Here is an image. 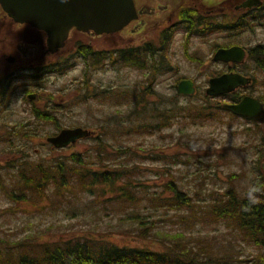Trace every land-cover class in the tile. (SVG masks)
<instances>
[{
	"label": "trees",
	"instance_id": "1",
	"mask_svg": "<svg viewBox=\"0 0 264 264\" xmlns=\"http://www.w3.org/2000/svg\"><path fill=\"white\" fill-rule=\"evenodd\" d=\"M261 1V7L249 11L251 15L228 8L227 12L224 11L220 16V19L225 16L223 22L207 20L202 16L205 13L201 9L189 4L185 10L188 17V33L185 39L203 36L209 32H233L237 28H247L248 20L244 19L254 21L263 17L264 0ZM91 35L93 34L74 31L66 42L65 53H68L54 61L50 60L57 55L51 56L46 48L43 53L28 52L26 74L22 75L18 71L15 78L0 80V110L8 106L12 95V91L9 94L8 90L15 79L37 81L48 73L62 71L69 61L77 58L82 60L84 67L89 68V78L93 71L98 70V66L102 67L109 60L113 62L108 66L115 70L132 68L148 71L155 76L157 71L166 69L163 65V55L157 57L160 67L156 63V67L148 65L150 56H147L146 48L153 47L151 43L124 46L110 55L105 49L93 47ZM168 41V38H162L161 45L164 46ZM15 46L10 47V53L13 55ZM244 49L247 54L244 62L233 65L232 68L235 72L252 77V84L248 87L252 88L255 84L254 69H264V44ZM84 77L87 79L86 75ZM98 91L101 95L91 90L90 99L110 105L117 112L108 116L104 124L100 125L101 133L91 136L95 142L92 146L95 159L89 160L82 152H78L75 146L69 156L60 155L53 163L44 161L27 166L23 162L16 170V167L9 163L10 160H7L3 168H15L17 178H11L9 186L0 179V191L15 207L24 203L26 208L42 211L57 209L61 205L72 206L74 200L83 201V206H88L87 211H92L93 208L84 201L85 198L90 199V204L98 202L99 212H105L107 216H111V212L115 210L119 211L118 225L127 227L124 235L150 240L158 247L154 249L134 244L121 247L108 243L100 235L88 231H81L78 237H74L70 231L58 232L48 227L46 232L40 235L12 241H5L11 239L0 236V264H264V170L261 165V160H264V122L257 124L244 119L250 126L239 127L233 133L242 134L250 144L257 143L260 146L261 149L257 148L256 151L257 162L250 167L244 162L241 164L243 169L240 168L239 172L226 176L229 185L224 191L213 193L206 200H200L199 194L184 190L183 184L178 183L170 172H165L167 179H161L159 189L156 188L157 184L152 188L148 187L147 180L138 176L145 171H152L149 170L151 165L145 164L154 162L156 158L171 162L173 166L183 165L181 153L166 158L154 156L148 149H139L140 147H135L137 144L127 145L120 138L160 133L170 128V123L176 119L189 124L208 122L218 115H227L231 120H238L237 116L221 108L223 100L202 94L199 106H195L191 100L183 102V105L176 103L175 99L167 103L162 100L163 96L157 95L149 85L134 88L107 87L99 88ZM238 91L240 94V90ZM174 95L177 98L180 96L177 92H174ZM247 95L257 99L264 107V95ZM150 96L155 99H149ZM228 97L229 102H237L243 95L234 92L226 95V98ZM120 108L124 111L120 112ZM53 110H43L36 116H50L53 119ZM218 121L222 123V120ZM61 129L59 128V131ZM25 136L30 138L29 135ZM47 147L58 151L51 145ZM69 147L72 148L71 145ZM140 166L142 168H139ZM170 177L171 179H168ZM242 181H245L246 186H237V183ZM252 185L261 190L258 193L259 203L252 207L251 211H242L247 203V190ZM62 209L67 212L65 208ZM154 212H157L155 217L152 216ZM164 222L171 225L166 227ZM198 224L222 226L228 231L230 239L220 241L216 237L211 238L209 234H194ZM52 229L54 232L49 231ZM237 244H244L257 252L242 258L240 252L234 251L233 245Z\"/></svg>",
	"mask_w": 264,
	"mask_h": 264
},
{
	"label": "rangeland",
	"instance_id": "2",
	"mask_svg": "<svg viewBox=\"0 0 264 264\" xmlns=\"http://www.w3.org/2000/svg\"><path fill=\"white\" fill-rule=\"evenodd\" d=\"M205 1H212L216 5L223 0ZM231 1L240 3L241 0ZM134 2L142 13V17L115 34L91 35V42L95 49H105L107 53L113 55L116 50L124 46L142 44L145 42L144 39L152 38L150 33L154 32L153 25L165 21L166 14L178 9L180 4L178 0H134ZM188 3L205 2L204 0L183 1L184 5ZM224 11L227 12V10ZM249 14L251 15V12ZM223 18L215 19V21L223 22L225 16ZM244 20H248L247 28H237L233 32H209L203 36H193L189 40L183 36V50L181 33H176L169 42L168 54L164 55L172 69L161 70L162 75L158 71L153 76L148 71L125 67L118 70L111 69L108 65H111L113 61L109 60L102 67L98 66V70L93 71L89 78L87 76L89 68L84 67L82 60L77 58L69 61L68 66L62 71L48 73L44 77L38 78L37 81L15 79L11 84V89L8 90L9 94L12 91L8 106L6 109L0 110V179L6 186H9L11 185L10 179L17 178L16 170L21 163L24 162L27 166L44 161L53 163L57 158H60V155L69 156L75 146L78 152H82L89 160H94L95 151L92 146L95 142L91 137L79 139L71 145L72 148L68 146L61 150L58 149V151L50 150L45 141L47 137L57 133L59 128L80 127L93 131L91 136L101 133L100 125L104 124L106 118L117 110L110 105L100 104L90 99L91 90L95 94H100L99 88H134L149 85L157 95L163 96V101L169 103L171 99H175L176 103L183 105V102L185 103L187 100H184L183 96L177 98L174 95L175 85L181 79H187L192 80L197 86V96L191 101L195 106H199L198 103L202 100V94H205L204 88L207 87L208 79L219 72H226L225 65L214 63L211 60L217 49L229 46L247 49L264 44V12L263 17H259V19ZM24 34L26 36H22L20 41L25 42L29 53L44 52L46 47L44 41L40 42V39L30 33L29 29ZM16 44L17 39L11 38L7 42V48L14 47ZM19 45L20 42L17 46ZM185 48H187L186 51ZM66 50L65 45L57 54L51 55L57 56L52 57L50 61L63 58L68 53H65ZM156 63L159 64V60ZM248 64L252 66L251 63ZM229 70L232 71L233 68L230 67ZM253 74L255 84L252 88H248L252 84V77L244 75L251 79V83L244 90H240L241 95L249 93L264 95V69H254ZM85 75L87 79L84 77ZM236 93L240 95L239 91ZM29 96L32 99H29ZM149 99L154 100L155 98L150 96ZM219 99L223 100L222 103L230 101V98H226V96ZM74 101L75 103H73ZM52 108L54 109L53 119L50 116H40L39 118L36 116L37 113ZM119 111H124V109L120 108ZM178 120L172 121L170 128H166L160 133L120 138L127 145L137 144L135 147H140L139 149H148L147 151H150L154 156L166 158L181 153L183 165L173 166L171 162L168 163L157 158L154 159V162L145 164L151 165L149 170L152 171H145L138 176L142 180H147L148 187L152 188L154 184H157L156 188L159 189L161 179H167L165 172H170L178 183L183 184L184 190L199 194L198 199L206 200L211 194L222 192L224 188H227L229 182L226 176L232 172H239L240 168L243 169L241 164L245 162L250 167L257 162L256 151L257 148L261 149L260 146L257 143L250 144V141L242 134H233L239 127L250 126L249 122L243 118L231 120L227 115H218L208 122H190L191 125L183 120L181 122ZM218 120H222V123ZM184 125H188V127ZM25 135H29L30 138ZM7 160H10L9 163L14 165L16 170L12 166L7 170L3 168L6 166L5 161L8 162ZM261 165L264 170V160H261ZM237 184L239 187L246 186L245 181ZM84 201L93 208L92 211H87L88 206H83V201L76 200L73 201L72 206L61 205L57 209L50 208L42 211L35 210L36 208H26L24 203L15 207L5 199L3 192L0 191V236L11 239L5 241H12L13 239L40 235L46 232L48 227H52L58 232L70 231L74 237H78L81 231H88L94 235H100L108 243H114L121 247L132 246V244L154 249L158 247L150 240H140L124 235L127 227L118 225L119 211L115 210V212H111V216H107L105 212H99L98 202L90 204L91 200L86 198ZM62 208H65L67 212ZM156 214L157 212H154L152 216L155 217ZM163 225L169 227L171 224L164 222ZM53 229L49 231L54 232ZM186 231L190 232L189 229ZM193 232L194 234H209L211 238L216 237L220 241L230 239L228 231L215 224H198ZM233 246L234 251L240 252L242 258L257 252L244 244Z\"/></svg>",
	"mask_w": 264,
	"mask_h": 264
},
{
	"label": "water",
	"instance_id": "3",
	"mask_svg": "<svg viewBox=\"0 0 264 264\" xmlns=\"http://www.w3.org/2000/svg\"><path fill=\"white\" fill-rule=\"evenodd\" d=\"M0 6L14 22L43 32L50 54L63 48L73 29L97 36L115 34L137 19L133 0H67V3H61L60 0H0ZM245 56L243 48L232 46L217 49L212 61L241 64ZM250 83L248 77L225 73L209 79L205 93L210 97L223 96L245 88ZM176 89L181 95H192L195 91L190 80L180 81ZM222 109L257 124L264 122V107L251 96H244L237 103L223 104ZM89 134L82 128L62 129L56 135L47 137L46 142L61 149Z\"/></svg>",
	"mask_w": 264,
	"mask_h": 264
},
{
	"label": "flooded vegetation",
	"instance_id": "4",
	"mask_svg": "<svg viewBox=\"0 0 264 264\" xmlns=\"http://www.w3.org/2000/svg\"><path fill=\"white\" fill-rule=\"evenodd\" d=\"M183 1L186 2V0H178V2H180L178 9H175L174 11H170L169 13H167L164 18L165 21H163L162 23L153 25L152 28H154V32L150 33L152 36L151 39L149 40L144 39L145 42L137 45V46H142L144 43H147V42L153 45V47L146 48L148 51L147 56H150V58L148 59L149 66L153 65L156 67L158 65L156 62L157 60H159L157 59V57L159 55L164 56L168 54L169 49H170L169 42L175 36L176 33H181V42H182V50H183V36L186 37V34L188 33V29H187L188 17H187V14L185 13L186 12L185 10L189 4H192V6L196 8L200 7L199 9H201V11L205 13V15H202V16H204L207 20L220 19L221 14L224 13V10H227L230 7L236 11L243 12L244 15H248L250 13L249 11L255 10L262 6L261 0H241L240 3L233 2L231 0H223L216 5L212 1H205V0H204L205 3H188L184 5ZM224 2L226 3V5ZM135 7L138 12L137 14L138 17L135 20L137 21L138 19L142 17V13L138 10L137 6ZM135 21H132L131 23ZM28 29L30 30V33H32L33 35L37 36L40 39V42L46 40V36L43 32L36 30L30 27L29 25L18 24L14 22L13 19L9 17L2 10L0 6V80H4L8 78H15V76L17 75L16 72L18 71L22 75L26 74V70H27L26 60H27L28 49H27V46H25L24 44L25 42L20 41V40H22L21 39L22 36H26L24 33H27ZM73 32L74 31L72 30L69 33V37L74 34ZM87 35H90V34H87ZM14 37L17 39V44H19L20 42V45L17 46L16 44L15 49H13V53H14L13 55L12 53H10V47L7 48V42L8 40ZM162 38L169 39V41L164 46L161 45ZM142 50L143 49H141L140 51L142 52ZM184 50L186 51L187 48H185ZM46 51H47V48H46ZM58 52L59 50L54 54H57ZM54 54H50V55H54ZM222 64L226 66V72H228L230 67L235 65V64H230V63L228 64L222 63ZM163 65L165 66L164 69L166 68L164 71H166L167 68L172 69L170 65H168L165 59V56H164ZM159 67H160V63H159ZM229 72H235V71L230 70ZM158 73H161L162 75V72L158 71ZM181 80H184V79H181ZM180 81H178V83ZM191 82L193 81L191 80ZM177 84L175 86H177ZM207 85H208V81H207ZM194 87H195L194 94L189 95V96L183 95L184 100H192L195 98L198 92L197 86L195 85V83H194ZM206 88L207 87L204 88V91Z\"/></svg>",
	"mask_w": 264,
	"mask_h": 264
},
{
	"label": "clouds",
	"instance_id": "5",
	"mask_svg": "<svg viewBox=\"0 0 264 264\" xmlns=\"http://www.w3.org/2000/svg\"><path fill=\"white\" fill-rule=\"evenodd\" d=\"M61 3H67V0H60ZM260 189L257 188L255 185H252L248 188L246 193V200L247 203L243 206L242 211H251L252 207L259 203V196Z\"/></svg>",
	"mask_w": 264,
	"mask_h": 264
},
{
	"label": "bare ground",
	"instance_id": "6",
	"mask_svg": "<svg viewBox=\"0 0 264 264\" xmlns=\"http://www.w3.org/2000/svg\"><path fill=\"white\" fill-rule=\"evenodd\" d=\"M103 35H105V34H103ZM101 36V35H100ZM185 80V79H184Z\"/></svg>",
	"mask_w": 264,
	"mask_h": 264
}]
</instances>
